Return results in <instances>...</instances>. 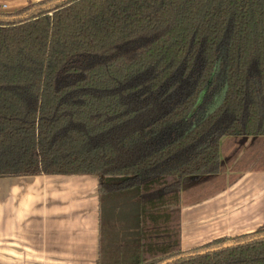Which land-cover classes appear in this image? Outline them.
Returning <instances> with one entry per match:
<instances>
[{
	"label": "trees",
	"instance_id": "obj_1",
	"mask_svg": "<svg viewBox=\"0 0 264 264\" xmlns=\"http://www.w3.org/2000/svg\"><path fill=\"white\" fill-rule=\"evenodd\" d=\"M261 138L264 0L0 12V179L97 176V264H264V227L182 249L184 191Z\"/></svg>",
	"mask_w": 264,
	"mask_h": 264
},
{
	"label": "crops",
	"instance_id": "obj_2",
	"mask_svg": "<svg viewBox=\"0 0 264 264\" xmlns=\"http://www.w3.org/2000/svg\"><path fill=\"white\" fill-rule=\"evenodd\" d=\"M39 1L0 0V7ZM263 144L264 138L248 139L239 151L235 144L222 158L238 169H222L184 191L183 251L264 227V170L255 168L264 163ZM99 237L97 176L0 179V264H97Z\"/></svg>",
	"mask_w": 264,
	"mask_h": 264
},
{
	"label": "rangeland",
	"instance_id": "obj_3",
	"mask_svg": "<svg viewBox=\"0 0 264 264\" xmlns=\"http://www.w3.org/2000/svg\"><path fill=\"white\" fill-rule=\"evenodd\" d=\"M42 1H44V0H42ZM40 2V1H39ZM35 3H38V2H30L28 5H30V4H35ZM28 5H26V6H28ZM25 6V7H26ZM20 9H22V8H20ZM19 8H14V9H8L7 7H0V12L1 13H13V12H16V11H18V10H20ZM262 147H264V144L262 145ZM229 151H232V149H230ZM224 155H226L225 153H224ZM223 155V156H224ZM241 155V154H240ZM233 168L236 170V169H238L237 168V165L236 166H234V164H232V163H226L225 165H224V168H223V171H224V173H227V174H229V173H232V171H233ZM242 170V169H241ZM227 177V176H226ZM231 179V178H230ZM231 180H233V178L231 179ZM231 180H230V182H231ZM225 182V184L226 183H228V181H227V179L224 181ZM194 188H190L188 191H190V190H193ZM186 191V190H185ZM200 193H195V194H193V196L192 197H190L189 199H196L197 198V196L199 195ZM189 195H191V194H189ZM186 251H188V250H186Z\"/></svg>",
	"mask_w": 264,
	"mask_h": 264
},
{
	"label": "water",
	"instance_id": "obj_4",
	"mask_svg": "<svg viewBox=\"0 0 264 264\" xmlns=\"http://www.w3.org/2000/svg\"><path fill=\"white\" fill-rule=\"evenodd\" d=\"M231 246V245H230ZM170 262H172L171 260L170 261H168V262H166V263H164V264H168V263H170Z\"/></svg>",
	"mask_w": 264,
	"mask_h": 264
}]
</instances>
